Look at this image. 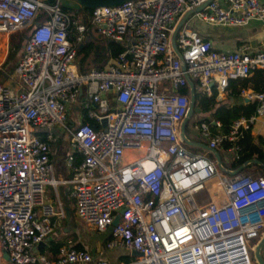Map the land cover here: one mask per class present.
I'll list each match as a JSON object with an SVG mask.
<instances>
[{
	"label": "built area",
	"instance_id": "built-area-1",
	"mask_svg": "<svg viewBox=\"0 0 264 264\" xmlns=\"http://www.w3.org/2000/svg\"><path fill=\"white\" fill-rule=\"evenodd\" d=\"M206 1L194 16L210 26L264 19L259 0H123L94 7L90 27L124 49L105 67L81 73L76 47L85 28L69 19L59 0H0L4 38L31 28L0 80V264H108L84 248L61 246L51 257L33 250L51 233V217H63L59 204L44 199L45 187L61 182L50 163V145H60L56 132L66 134L74 216L96 231L109 230L105 248L138 253L118 264L255 263L264 177L220 175L212 160L189 151L179 137L188 107L185 75L200 93L218 97L230 80L264 71L263 52H217L186 22L174 36L180 57L174 54L176 23ZM238 95L254 102V110L231 120L226 132L194 124L208 148H237L242 133L264 118V90L242 88ZM210 180L221 202L201 204L195 196Z\"/></svg>",
	"mask_w": 264,
	"mask_h": 264
},
{
	"label": "crops",
	"instance_id": "crops-1",
	"mask_svg": "<svg viewBox=\"0 0 264 264\" xmlns=\"http://www.w3.org/2000/svg\"><path fill=\"white\" fill-rule=\"evenodd\" d=\"M216 1L219 4L224 5L223 0H216ZM259 1L264 3V0H259ZM60 3L69 8L70 7L76 8L78 5L74 0H60ZM71 21H75L76 23L78 22V24L80 23L77 20V18H74V20H71ZM187 25L189 27L196 29L197 32L201 35V37L204 38L205 40H208L211 44L212 49L217 52L225 53V52L234 51L238 48H246L245 50L248 52H263L264 53V19L262 21L250 20L249 22H247V24L243 26L228 27V26H210L198 20L194 15H192L188 18ZM71 30L72 29H70V31ZM91 30L93 31L94 34H96L97 38L104 39L103 37L98 35L94 31L93 28H91ZM7 38H8V35L5 36L4 38V35L0 34V43L1 42L3 43L5 39V44H4L5 48L7 46ZM77 50H78V46L76 47V56L78 55ZM20 53H21V50L17 54L16 59L20 56ZM77 63H78V60H77ZM77 63H76V66L78 69ZM83 69L85 70L86 68L84 67ZM238 80L239 79L230 80L232 82L229 81L230 84L226 86L224 93L221 96L217 97L216 94L213 92L214 100L215 102H217V104L224 105L229 108L246 110L247 109L246 107L249 106L251 103H253L251 101L245 100L244 98L238 95V92H237V88L239 86ZM193 90H194V106H193V111H192L191 116L187 118L186 120V123L184 126V136L187 140H189L195 145H185L184 144V146L193 153L204 155L208 159L212 160L217 166L215 156L212 153L204 150L203 148L197 145L201 143L206 145V141H204L198 136V133L196 132L193 126L198 121H204L209 124V128L214 133H224L227 131L230 121L233 120L234 118L229 120L224 130L221 121L213 116V112H214L213 108L211 110L201 112L195 107L196 98L201 97V96L208 97L212 93L210 95L206 93H200L196 85H194ZM182 92L187 93L188 99H189V88L188 87L184 88ZM247 111L248 110H246V112ZM251 112H253V110ZM243 115H246V114H243ZM212 121L218 122L219 126L214 127L212 125ZM186 128H187V133H186ZM247 132L251 136L253 145L260 146L261 144H264V118H257L255 122L247 130ZM229 147H230L229 143H223L214 149L217 152V156L219 158V166L222 169L220 170L217 167L220 172H223L225 175H228V176H232L235 174L258 175L259 173L260 175L264 177V157L262 158V162L253 157L252 159L245 161L244 163L238 165L237 167H231V163H232L231 160L235 158V151L237 150V148L233 150H229L228 149ZM62 148L64 147L62 146L59 148V144H57V148L56 147L54 148L55 152H52V155L50 156V161H52V159H55L56 166L57 165L62 166L60 170H57L58 177L55 178L53 176L55 179L61 180V182H58L54 188L52 187L54 190V195H51V197L45 195L44 199L53 205L59 204V206L61 207L60 197L62 199L66 198L70 200L72 204V211H73L72 187H71V184L69 183L70 173L65 166L64 151L62 150ZM263 152H264V147H263ZM77 159L78 158H76V162H77ZM255 166H258V167H255ZM209 183L211 182L208 181L205 184L204 189L201 191L203 192V196H205V203H208V202L220 203L221 202L220 189H218L217 184L211 183L210 185ZM64 189H66V192L64 191ZM199 202L204 203L201 200H199ZM67 211L71 213L70 210L66 209L65 213H63V217H57V216L51 217L52 231L47 237H45L42 240V242H40L38 245L35 246V248H33L34 251L38 252L39 248H42V247L48 248V243L51 240H54V241L60 242L59 244L60 247L65 246L64 244L78 245L79 246L78 248H84L88 252H90L93 258H103L107 261L108 264H118L128 259H132L134 256H136L133 253H131L130 250L126 248H122V247L105 248V243L109 239V236H110L108 229L104 231H97L95 232V234H85L84 232H81L80 234H81L82 241L77 240L74 237L68 238L67 236L68 228H66L65 226L66 216L67 217L69 216L68 215L69 213ZM44 251L47 253L46 254L47 256L54 255L50 252L49 249L48 250L44 249ZM260 255L264 260V250L263 251L261 250ZM84 264H90V263H84Z\"/></svg>",
	"mask_w": 264,
	"mask_h": 264
},
{
	"label": "trees",
	"instance_id": "trees-1",
	"mask_svg": "<svg viewBox=\"0 0 264 264\" xmlns=\"http://www.w3.org/2000/svg\"><path fill=\"white\" fill-rule=\"evenodd\" d=\"M48 3L53 2L54 0H45ZM60 1V0H59ZM60 7L62 11L68 14L69 18L71 20H74V18H77V20L80 22L79 24H82L85 28V31L83 33V38L78 46L77 54L80 55V59L77 63L78 65V71L83 73L85 70L82 68L83 64H88L91 66H95L96 68H102L105 67L118 53H120L124 46L120 43L107 41L105 39H99L96 37V34L93 33V31L90 28L89 24V18L92 11V8L81 6L80 4L77 5L76 8H69L62 4H60ZM43 14H39L36 18V22H40L43 18ZM78 23V22H77ZM30 27L24 28L20 30L19 32H13L11 33L14 35V33H17L19 35L16 36H10L9 38V47L7 50L6 58L3 62V65L12 58L16 53L18 54L21 50V46L24 42V39L28 32L30 31ZM71 31L68 33V39L72 40L73 36L75 34V31L70 25ZM21 32H24V35L20 34ZM1 70V69H0ZM2 72L0 71V80H3L2 78ZM237 81V80H236ZM232 82V81H230ZM230 82L228 84H230ZM227 84V86H228ZM238 88L237 92L240 91L242 88L249 87L250 89L254 91H263L264 90V71L262 70H254L252 71L246 78H242L238 80ZM184 88L182 89V91ZM185 92V91H184ZM255 103H251L249 106H247L246 110H239L235 108H229L224 105H219L214 100V93L208 97L201 96L195 99V107L201 111L205 112L208 110L214 109L213 116L217 119H219L222 123V126L225 130L227 123L232 118H235L237 116L247 114L254 110ZM262 142V141H261ZM264 144H261L260 146H255L252 143L251 136L247 131H244L242 135L237 139L236 146L237 150L235 151V158L231 160V167H237L238 165L244 163L245 161H248L252 159L253 157L257 160H260L262 162V158L264 157L263 152V146ZM226 146V145H224ZM50 149H54L57 147V142H54L50 145ZM78 161V159H77ZM258 167V166H255ZM71 176V175H70ZM68 212V211H67ZM69 213V212H68ZM60 242L51 240L48 243V248L42 247L39 248V253L47 254L45 250H50L52 254H55L58 250ZM65 246H72L74 248H78V245H67ZM47 256V255H46ZM48 257H51L48 255ZM130 260V259H128ZM126 260V261H128Z\"/></svg>",
	"mask_w": 264,
	"mask_h": 264
},
{
	"label": "rangeland",
	"instance_id": "rangeland-1",
	"mask_svg": "<svg viewBox=\"0 0 264 264\" xmlns=\"http://www.w3.org/2000/svg\"><path fill=\"white\" fill-rule=\"evenodd\" d=\"M75 1V0H74ZM76 2V1H75ZM77 3V2H76ZM61 4V3H60ZM78 4V3H77ZM187 21H188V19H187ZM187 21H186V23H187ZM22 30V29H21ZM20 30H18V31H16V32H19ZM20 34H22V36L24 35V32H21ZM16 35H19V34H17V33H14V35H12L11 34V36H16ZM10 35H8V37H9ZM8 47H9V38H7V46H6V48H5V45H4V43H0V71L2 72V73H5V75L7 74V73H9L10 71H11V69H12V67L14 66V63H15V61H16V56H17V53L14 55V56H12V58H10L6 63H5V65L4 66H2L3 65V62H4V60H5V58H6V54H7V50H8ZM77 58H76V63H77V60L79 61V59H80V55L78 54L77 56H76ZM90 65H88V64H83V68L85 67V68H87V67H89ZM68 112H69V114H70V118L73 120V122H74V125L77 123V119L75 118V114H74V111L73 110H68ZM186 133H187V128H186ZM56 135L58 136V138H59V143H60V145H59V147H62V144L66 141V134L65 133H61V132H56ZM223 160H224V158H223ZM51 163V165H52V169H53V176L55 177V178H57L58 177V172H57V170H60L61 168H62V166H56V163H55V159H52V161L50 162ZM57 167V168H56ZM220 173V175H223L224 173L223 172H219ZM258 175H260L259 173H258ZM209 182H211V183H213V184H216L215 183V181L214 180H210ZM211 183H209L210 185H211ZM64 191L66 192V189H64ZM45 195L46 196H49V197H51V195H54V190H53V188H52V186H50V185H47L46 187H45V189H44V197H45ZM61 195V194H60ZM195 198H196V200L199 202V200H201L202 202H204V203H201V204H206L205 203V196H203V192H198L197 194H196V196H195ZM60 204H61V207H62V209H63V213H65V211H66V209H68V210H70L71 211V213H69L68 215V217L66 216V228H68V230H67V236H68V238H76L77 240H81L82 241V238H81V232H84L85 234H95V232H97V231H95L93 228H91V227H88V226H86V225H84V224H82V222H80L74 215H73V211H72V204H71V202H70V200H68V199H62L61 197H60ZM257 240H258V238H255L254 240H253V242L252 243H256L257 242ZM72 243V242H71ZM70 245V244H69ZM72 245V244H71ZM261 250L263 251L264 250V245L260 248V252H261ZM2 264H8L6 261H4L3 260V262H2ZM254 264H257L256 262L254 263Z\"/></svg>",
	"mask_w": 264,
	"mask_h": 264
},
{
	"label": "water",
	"instance_id": "water-1",
	"mask_svg": "<svg viewBox=\"0 0 264 264\" xmlns=\"http://www.w3.org/2000/svg\"><path fill=\"white\" fill-rule=\"evenodd\" d=\"M78 4H80L81 6H86V7H90V8H94V7H102V6H111V5H115L120 3L123 0H75ZM208 1H206L205 3L201 4L200 6H197L193 9H190L188 11H186L181 18L178 20V22L176 23L175 27L173 28L171 37H170V46L174 52V54L179 58V54L176 50L175 47V43H174V36L177 32V30L179 29V27L185 23L187 21V19L194 15L196 12H198L201 8H203L205 6V4ZM186 78V82H187V86L189 88V99H188V107H187V111L186 114L184 116V118L182 119L180 126H179V137L182 141L183 144L185 145H195L192 142H190L189 140H187L184 136V126L186 123L187 118H189L192 114L193 111V106H194V90H193V83L188 79L187 75H185ZM104 126V121L102 122V127ZM199 147L203 148L204 150L212 153L215 156L216 159V164L217 167L222 170L219 166V158L217 156V152L214 149H210L208 148L205 144L201 143V144H197ZM254 162V161H253ZM118 217L115 216L112 222V225H115L117 223ZM264 244V232L262 233V235L260 236V238L258 239V241L256 242V244L253 247V257L255 259V262L257 264H264V260L260 255V248L262 247V245ZM131 253H133L134 255H137L138 253L136 251H131Z\"/></svg>",
	"mask_w": 264,
	"mask_h": 264
},
{
	"label": "bare ground",
	"instance_id": "bare-ground-1",
	"mask_svg": "<svg viewBox=\"0 0 264 264\" xmlns=\"http://www.w3.org/2000/svg\"><path fill=\"white\" fill-rule=\"evenodd\" d=\"M1 256L4 257V254L1 252Z\"/></svg>",
	"mask_w": 264,
	"mask_h": 264
}]
</instances>
